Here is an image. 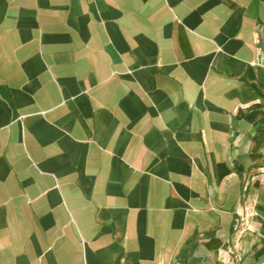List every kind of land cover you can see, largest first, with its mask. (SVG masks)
<instances>
[{
    "label": "crops",
    "instance_id": "1",
    "mask_svg": "<svg viewBox=\"0 0 264 264\" xmlns=\"http://www.w3.org/2000/svg\"><path fill=\"white\" fill-rule=\"evenodd\" d=\"M0 264H264V0H0Z\"/></svg>",
    "mask_w": 264,
    "mask_h": 264
}]
</instances>
